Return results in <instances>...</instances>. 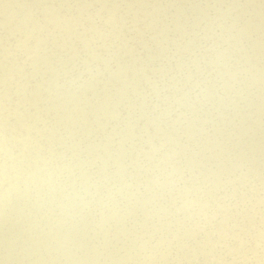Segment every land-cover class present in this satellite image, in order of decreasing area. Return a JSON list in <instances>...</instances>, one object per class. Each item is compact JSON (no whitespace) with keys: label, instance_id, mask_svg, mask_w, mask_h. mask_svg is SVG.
<instances>
[{"label":"rangeland","instance_id":"1","mask_svg":"<svg viewBox=\"0 0 264 264\" xmlns=\"http://www.w3.org/2000/svg\"><path fill=\"white\" fill-rule=\"evenodd\" d=\"M8 173L0 264H264V0H0Z\"/></svg>","mask_w":264,"mask_h":264},{"label":"bare ground","instance_id":"2","mask_svg":"<svg viewBox=\"0 0 264 264\" xmlns=\"http://www.w3.org/2000/svg\"><path fill=\"white\" fill-rule=\"evenodd\" d=\"M15 143H18V142H15ZM19 145V144H18ZM14 148H15V146H14ZM16 149V148H15ZM21 151H22V149H21ZM23 152V151H22ZM81 161V160H80ZM39 163V162H38ZM34 166H36L37 164H33ZM50 165H51V163H50ZM48 166V165H47ZM10 174L8 173V174H6V175H3L2 177H0L1 178V183H4V182H6V181H8L9 179H10V176H9ZM113 175V174H112ZM13 177V176H12ZM58 178V177H57ZM79 179V178H78ZM64 178H62L61 177V179L58 181V182H55V183H57V184H61V183H64ZM67 181L70 183V184H72V183H76L75 185H77L79 182H80V180L79 181H77V182H75V180L73 179V178H71V177H69V178H67ZM0 185H2V184H0ZM44 188V187H43ZM45 188H47V189H44V190H50V188L49 187H45ZM17 191V190H16ZM43 193H44V191H42ZM42 193V194H43ZM18 195V194H17ZM53 196V195H52ZM53 200L52 201H56L57 199H58V196H55L54 195V198L53 197H51ZM22 201V200H21ZM102 201V200H101ZM209 201H210V198H206V200H205V203L203 204V206H207L208 205V203H209ZM101 204V203H100ZM104 207H105V202H104V204L102 205V210L104 209ZM7 208H9V211L10 210H14V207H7ZM3 212H8V211H3ZM13 212V211H12ZM28 212V211H27ZM28 215V214H27ZM35 215V214H34ZM26 217V216H25ZM31 217V216H30ZM187 217H189L188 215H187ZM45 222V221H44ZM79 222V221H78ZM77 222V223H78ZM80 225H81V227L80 228H82L83 227V224L82 223H79ZM91 224V223H90ZM226 224H229V223H226ZM85 225H86V223H85ZM95 226V228H98V229H100V231L101 232H104V224H102V223H98V224H96V225H94ZM230 226H232L233 228H239L238 230H237V232H239V233H242V234H244L245 236H248L249 237V235L251 234L250 233V230H248V229H244L243 227H245V224L244 223H242V222H240L239 224H230ZM90 227V226H89ZM79 228V227H78ZM86 229H88V227L86 228ZM85 229V230H86ZM66 230V229H65ZM71 230V229H70ZM222 230V228L221 229H216V231H221ZM43 231V230H42ZM88 231V230H87ZM97 231H99V230H97ZM215 231V230H214ZM215 231V232H216ZM69 232V231H68ZM106 232V231H105ZM215 232H213V233H215ZM74 233V231H72L71 232V237H73V234ZM100 233V232H99ZM213 233H210V235H212ZM216 233H218V232H216ZM238 233V234H239ZM48 234H50V233H48ZM60 234L61 233H59L58 235L60 236ZM70 234V233H69ZM68 234V235H69ZM51 235V234H50ZM79 235V234H78ZM65 236V235H64ZM100 236V235H99ZM202 234L200 235V234H198L197 235V239L198 240H201L202 239ZM213 236H215V235H213ZM213 236H212V238H213ZM37 237V236H36ZM23 238V237H22ZM59 238V237H58ZM100 238V237H99ZM104 238V237H103ZM61 239V238H60ZM230 242H232L231 240H230ZM58 243V242H57ZM72 243V242H71ZM72 245V244H71ZM194 247H196V245H194ZM264 247V246H263ZM264 249V248H263ZM252 250V248L250 249H248V250H246V249H243V250H239V251H237V252H235L234 254H233V256L234 255H236V256H238V258H239V256L240 257H243V256H245L246 254H248L250 251ZM7 252V251H6ZM93 253H96V252H94L93 251ZM239 254V255H238ZM7 255V254H6ZM5 255V256H6ZM3 257V256H2ZM228 257V256H227ZM226 257V258H227ZM230 258V257H229ZM25 261H28V260H25ZM60 261V260H59ZM78 261V260H77ZM76 261V262H77ZM70 262H68V261H66V263H64V264H69ZM103 263V262H102ZM105 263V262H104ZM259 262H257V264H258Z\"/></svg>","mask_w":264,"mask_h":264}]
</instances>
